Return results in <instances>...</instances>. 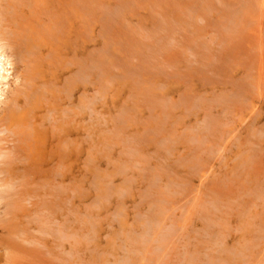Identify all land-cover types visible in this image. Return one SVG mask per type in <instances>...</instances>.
Instances as JSON below:
<instances>
[{"label":"rangeland","instance_id":"374dc122","mask_svg":"<svg viewBox=\"0 0 264 264\" xmlns=\"http://www.w3.org/2000/svg\"><path fill=\"white\" fill-rule=\"evenodd\" d=\"M80 1V36L59 42L56 69L80 71L62 106L79 168L62 189L53 176L26 185L17 224L36 226L41 208L81 237L95 227L80 264H264V0ZM148 222L159 229L142 244Z\"/></svg>","mask_w":264,"mask_h":264},{"label":"bare ground","instance_id":"6f19581e","mask_svg":"<svg viewBox=\"0 0 264 264\" xmlns=\"http://www.w3.org/2000/svg\"><path fill=\"white\" fill-rule=\"evenodd\" d=\"M80 3V0H0V138L2 133L8 137L0 139V206H3V210H0L2 211L0 212V230L5 234L0 242V252L5 255L3 260L5 258L6 263L3 262L4 264H11L12 261H15L14 264L17 262L23 264H80L82 241L95 245L97 243L94 240L100 237L99 231L93 226L90 227L91 230L87 235L83 234L85 235L83 237L80 236L79 229H72L71 233L68 227L62 226L63 222L61 226L56 223L58 220L51 213L52 209L47 211L40 208L39 211H35L36 217L34 218L38 224L28 229L16 222L20 216L19 212L22 209L26 210L28 199L34 197L32 192L25 189L26 185L34 184L35 186L37 179L53 176L63 180L57 185V188L62 189L61 183L64 182L63 178L69 168L73 166L76 169L79 168L80 140L77 138L78 134L75 129L67 126H71L70 120L75 111L68 109L69 107L62 109V106L72 99L74 94L71 96L70 93L72 94L73 87L80 83V71L63 79L64 75L56 76V69L58 65L64 64L59 62L58 54L62 48L59 42L70 35H74L75 39L80 36ZM88 4L84 0L82 6ZM111 11L106 13L109 20L113 16ZM46 58H52V63L48 62L51 68L45 66ZM61 68L68 69L64 66ZM9 78H12V82ZM12 85L15 86L14 89H10ZM42 113L45 114L43 118L40 116ZM47 123L49 126L46 127ZM3 142L7 145L4 146ZM20 163L23 166L18 168L21 173L12 174L14 165ZM49 166L56 167L52 175L48 169H45ZM78 188L77 185L75 190L77 194H79ZM63 190V193L66 192ZM36 197L38 198L37 195ZM151 225V222L147 223L146 231H142L144 232L142 239L136 237L139 238L138 241H142V244H146L149 242V237H153V235L150 236V231L159 229L155 227L156 229L152 231L153 226ZM161 237L164 236L161 235ZM157 241L160 242V239ZM166 243L167 241L164 244ZM162 246H158V249L164 247ZM64 254L71 257L69 261L65 260ZM97 255L100 258V254ZM128 259L131 258L127 257V260H121L118 263L129 264ZM95 261L98 262L99 259L90 260L87 264H96ZM191 262H193L192 259L188 263Z\"/></svg>","mask_w":264,"mask_h":264}]
</instances>
